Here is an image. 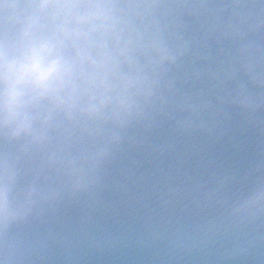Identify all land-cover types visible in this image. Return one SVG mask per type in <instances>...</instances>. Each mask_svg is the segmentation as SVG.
<instances>
[{"label":"clouds","instance_id":"obj_1","mask_svg":"<svg viewBox=\"0 0 264 264\" xmlns=\"http://www.w3.org/2000/svg\"><path fill=\"white\" fill-rule=\"evenodd\" d=\"M122 248L264 264V0H0V264Z\"/></svg>","mask_w":264,"mask_h":264},{"label":"water","instance_id":"obj_2","mask_svg":"<svg viewBox=\"0 0 264 264\" xmlns=\"http://www.w3.org/2000/svg\"><path fill=\"white\" fill-rule=\"evenodd\" d=\"M254 156V151H250L248 159ZM247 160L241 161V165H246ZM99 223L102 227L115 229L118 227L114 221L107 216L101 215ZM82 264H155L152 254L135 249L122 248L119 250H105L88 252L82 259Z\"/></svg>","mask_w":264,"mask_h":264}]
</instances>
